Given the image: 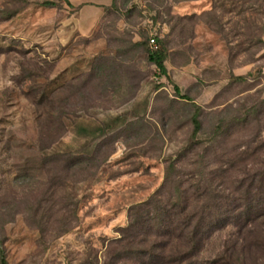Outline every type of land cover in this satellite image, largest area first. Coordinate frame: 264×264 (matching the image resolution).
<instances>
[{
	"label": "rangeland",
	"instance_id": "obj_1",
	"mask_svg": "<svg viewBox=\"0 0 264 264\" xmlns=\"http://www.w3.org/2000/svg\"><path fill=\"white\" fill-rule=\"evenodd\" d=\"M259 200L264 0H0V262L134 264L203 212L182 264H264V213L237 222Z\"/></svg>",
	"mask_w": 264,
	"mask_h": 264
},
{
	"label": "trees",
	"instance_id": "obj_2",
	"mask_svg": "<svg viewBox=\"0 0 264 264\" xmlns=\"http://www.w3.org/2000/svg\"><path fill=\"white\" fill-rule=\"evenodd\" d=\"M62 2L68 3V0H60ZM117 0H112L113 3H115ZM44 7L53 8L56 7L57 4L53 1H44L42 4ZM156 48V47H155ZM148 61L153 64L158 74L161 76H166V68L164 66V53L161 51V49H155L152 51H148ZM168 78V77H167ZM174 86V85H173ZM175 93L180 96V90L178 87L174 86ZM184 99V98H183ZM199 112V109L195 107V115L192 119V125H193V133L196 135L199 132L200 129V123L197 120V114ZM261 186H258L257 188L262 189ZM253 189V188H251ZM256 189V188H255ZM257 190V189H256ZM251 191L247 189V192L243 194L246 196L247 194H250ZM225 204H218L217 212L222 210V206ZM152 207V208H151ZM150 208V209H149ZM140 210H144L145 216L149 217L148 220H157V218H152L151 215H154L160 211V208L157 209L152 206L151 203H146L139 208ZM152 209V211H150ZM132 211H135V209ZM185 211V207L183 208V212ZM181 211V214L183 213ZM264 213V200L259 201H248L246 202V205L244 207V210L240 212L239 216H237V222L241 220L240 217L244 218V222L246 224L253 223L254 218L257 214ZM209 215H206L202 212V214L196 215H186L184 218L180 216L179 213H175V218H172V215H166L168 216L166 221L167 223L161 227V233L152 231L154 233H157V236L160 239L159 242L154 243L149 248H135L127 246L125 247V251L120 253L119 260H128V261H134V264H182L184 262L189 261L194 255L198 252L200 245H201V234L202 231L206 228L207 224V218H212L213 216L208 213ZM130 217V223L126 231H132L133 228H136L138 225V220L133 218V214L131 215V211L129 214ZM234 220V219H233ZM236 220V219H235ZM236 222V223H237ZM155 230L157 229L156 226L153 227ZM153 229V230H154ZM158 230V229H157ZM186 230V235H182V231ZM184 231V232H186ZM124 239V240H123ZM173 240H176L177 243L174 245ZM126 241L125 237H122V240L118 243H124ZM127 244V243H126ZM129 244V243H128ZM129 246V245H128ZM128 248V249H127ZM180 248H185V251H180ZM155 250L158 253H155ZM1 264H7L5 261V258L1 257Z\"/></svg>",
	"mask_w": 264,
	"mask_h": 264
},
{
	"label": "built area",
	"instance_id": "obj_3",
	"mask_svg": "<svg viewBox=\"0 0 264 264\" xmlns=\"http://www.w3.org/2000/svg\"><path fill=\"white\" fill-rule=\"evenodd\" d=\"M150 47L155 48V41L153 39L150 40Z\"/></svg>",
	"mask_w": 264,
	"mask_h": 264
}]
</instances>
